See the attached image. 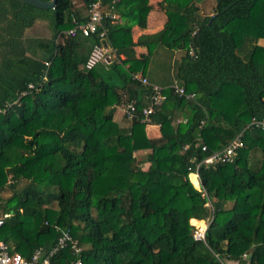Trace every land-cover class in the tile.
<instances>
[{"label":"trees","instance_id":"1","mask_svg":"<svg viewBox=\"0 0 264 264\" xmlns=\"http://www.w3.org/2000/svg\"><path fill=\"white\" fill-rule=\"evenodd\" d=\"M197 1H158L163 27L133 41L149 0H100L108 15L96 33L56 42L73 17L85 20L72 0L52 8L0 0V214L10 213L0 239L11 253L27 257L69 229L82 264H264V127L248 125L264 119V0H214L209 14ZM37 19L49 37L24 35ZM102 39L113 57L85 68ZM135 45L149 56L137 58ZM156 53L172 78L164 67L161 81L147 75ZM136 72L161 84L165 99L149 123L120 127L116 107L149 102ZM174 82L194 97L176 94ZM150 123L159 137H146ZM241 132L233 162L202 163ZM137 149L150 150L145 170L134 166ZM197 164L199 188L188 179ZM190 219H210L204 240L193 238ZM72 259L68 248L58 254V264Z\"/></svg>","mask_w":264,"mask_h":264},{"label":"built area","instance_id":"2","mask_svg":"<svg viewBox=\"0 0 264 264\" xmlns=\"http://www.w3.org/2000/svg\"><path fill=\"white\" fill-rule=\"evenodd\" d=\"M103 7L104 6H102L100 0L90 2L87 6L85 14L83 13L85 20L78 22L76 18L73 17L72 22L74 23V25L67 30L60 31L56 36V42H61L64 38L73 37L77 34L88 36L92 33H96L98 27L102 24L103 15H108L107 11H102ZM104 35V30L99 32V36L101 38H104ZM102 51L103 49L101 45H95L89 57L87 58L84 67L89 69L102 59L106 62H109V58L103 55ZM190 52L192 51L190 50ZM45 64L48 65V62H45ZM132 77L140 81L142 84L147 85V87L149 88V102L147 105L143 106L140 111L132 102L125 104L123 106V116L129 122L134 119H139L143 123H149L150 115L154 113V111L162 104L165 99V95L163 93L164 87L149 82L148 79L140 72L132 74ZM33 87L34 85L32 83H29L27 85V89L22 91L19 95H25L27 91H29ZM170 88H172V90L176 94L184 96L187 99H192L194 97L193 92H185L184 87L178 85L175 82L170 85ZM1 111H3V109L0 108V112ZM248 125H260L264 127V119L257 120L255 118H252ZM241 136L242 132L231 139L223 148L211 152V154H209L202 160V163L210 165L217 162H233L237 150L243 145ZM205 149L206 147L203 145L202 150ZM198 167L199 164L196 165L195 169H191L189 167L188 172V179L196 188H199ZM191 175L195 177L197 184H194L192 182ZM202 195H205V193H202ZM206 205H209V202H207ZM9 215V212L0 214V225L3 223L4 218L8 217ZM209 221L210 219H197V222L193 223L190 219V223L193 225L192 236L195 240H204L205 231ZM65 248H68L70 250V253L72 256H74V259L64 264H82L80 254L83 250V246L79 244L78 240L75 237H73L69 229L62 230L60 235L51 246H37L27 257L22 255L20 252L11 253L7 243L0 239V264H58V254Z\"/></svg>","mask_w":264,"mask_h":264},{"label":"rangeland","instance_id":"3","mask_svg":"<svg viewBox=\"0 0 264 264\" xmlns=\"http://www.w3.org/2000/svg\"><path fill=\"white\" fill-rule=\"evenodd\" d=\"M72 1H73L74 7L79 8L85 14L87 6L85 7L83 0H72ZM197 3L200 7L201 13L209 14L213 9L214 0H198ZM102 11L105 12L106 8L103 7ZM124 20L125 19L122 18L121 22H124ZM24 34L25 36L46 38L50 36V30L48 29L47 22L45 20L37 19L31 27L25 30ZM106 55H105L106 57L108 56L111 58L113 57V54L111 53H106ZM101 62H106V61L103 59L100 60L99 63H97L98 64L97 67L100 66L99 64H101ZM162 67H164L165 69L166 76L168 78L170 77L172 78L171 71H169L168 66L166 65V62L162 60V58L159 56L158 53L153 54V59L150 61L148 65V69L146 70V73L147 75L149 74V75L155 76L159 81H161ZM120 111H121L120 108H118V110L116 109L115 115H114V121L117 123L118 126L126 127L128 124H130V122L126 120L125 118H123L124 116H122V121H123L122 123V121L120 120V115H121ZM176 115H177V118H173L172 120V123L174 126H177L178 124H180L183 118L181 112H178ZM144 133L146 135L145 128H144ZM149 151H150L149 149H137L133 151V156L135 157L134 166L136 168L140 170H145V167H143V164H145V161H144V158L146 155L145 153ZM260 159H261L260 152L256 150L251 152V164L253 167L258 166ZM20 186L21 185L19 184L18 187ZM232 264H236V263H232Z\"/></svg>","mask_w":264,"mask_h":264},{"label":"crops","instance_id":"4","mask_svg":"<svg viewBox=\"0 0 264 264\" xmlns=\"http://www.w3.org/2000/svg\"><path fill=\"white\" fill-rule=\"evenodd\" d=\"M158 1H160V0H149V5L151 6V9L149 10L147 17H146V27L145 28H140L138 26L132 27L133 41H136L138 36L141 34L154 33L156 31H159L163 27L164 22L166 20V15H165L164 11H162L158 8V6H157ZM112 18H114V20L118 21V22L122 21V19L116 13L115 14L113 13ZM257 43L261 46H264V39L260 38L257 41ZM101 46L103 49V51H102L103 55H106V53L112 54V50L107 44H106V47H104L103 45H101ZM134 51L136 53L137 58H141V59L144 58L145 59L149 56L147 53L146 47L144 45H135ZM177 53H178V51L175 52L176 55H177ZM108 58H109V56H108ZM152 83H154V82H152ZM155 84H157V83H155ZM158 85L162 86L161 84H158ZM118 108L121 109L120 120L122 121L123 107L122 106L116 107L117 110H118ZM178 112L182 113V117H183L182 120L185 118V116H187V113H188L186 107H183V108L175 111L173 118H177L176 114ZM114 115H115V113H114ZM122 123H123V121H122ZM121 125H123V124H121ZM129 125L130 124H128L127 126H129ZM145 132H146V135L148 138H157L160 136L159 125L154 124V123L147 124L145 126ZM145 154H147V153H145ZM143 167H145V169L148 167V163L146 161H145V164H143Z\"/></svg>","mask_w":264,"mask_h":264},{"label":"water","instance_id":"5","mask_svg":"<svg viewBox=\"0 0 264 264\" xmlns=\"http://www.w3.org/2000/svg\"><path fill=\"white\" fill-rule=\"evenodd\" d=\"M20 1L29 3L39 8H52L56 3V0H20ZM101 43L104 47H106V41L104 39L101 40Z\"/></svg>","mask_w":264,"mask_h":264},{"label":"bare ground","instance_id":"6","mask_svg":"<svg viewBox=\"0 0 264 264\" xmlns=\"http://www.w3.org/2000/svg\"><path fill=\"white\" fill-rule=\"evenodd\" d=\"M191 179H192V180H195V177H194L193 175H191ZM196 222H197V220H194V221H193V223H196Z\"/></svg>","mask_w":264,"mask_h":264}]
</instances>
